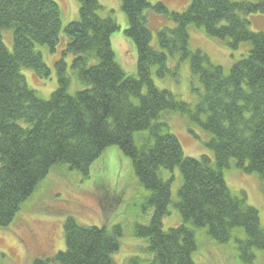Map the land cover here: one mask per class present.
I'll return each instance as SVG.
<instances>
[{"label":"trees","instance_id":"trees-1","mask_svg":"<svg viewBox=\"0 0 264 264\" xmlns=\"http://www.w3.org/2000/svg\"><path fill=\"white\" fill-rule=\"evenodd\" d=\"M75 1L79 20L63 29L53 0H0V229L11 225L53 170L67 168L88 179L92 165L117 147L130 160L146 210H153L150 224L134 226L131 234L145 242L144 255L128 264H196L201 234L234 244L240 259L251 263L252 251L264 252V227L246 194L231 192L224 172L236 168L256 175L264 192V32H252L243 17L264 15V0H193L183 13L149 0H121L124 34L137 55L136 76L116 61L112 36L119 26L112 12L103 16L98 0ZM151 14L174 25L158 32L159 50L152 47ZM190 26L228 40L232 51L249 48L227 74L207 54L192 50ZM8 30L13 52L3 42ZM62 32L68 39L63 54L73 56L72 62L70 68L64 58L55 63L58 88L44 100L22 71L49 79L51 70L36 47L56 52ZM170 58L177 60L174 68ZM183 62L189 63L198 96L195 110L154 82L174 76ZM70 70L82 87L74 95ZM172 114L188 117L210 136L204 145L213 159L185 156L171 132ZM175 185L181 225L165 231ZM99 188L105 204L111 187ZM123 227L85 226L68 216L65 250L33 264H117Z\"/></svg>","mask_w":264,"mask_h":264},{"label":"rangeland","instance_id":"rangeland-1","mask_svg":"<svg viewBox=\"0 0 264 264\" xmlns=\"http://www.w3.org/2000/svg\"><path fill=\"white\" fill-rule=\"evenodd\" d=\"M61 10L63 29L79 20V4L75 0H53ZM105 8L103 16L114 18L119 30L112 36L113 49L118 64L131 76L137 75L136 51L132 42L125 37L127 19L122 12L121 0H98ZM193 0H149L151 5L163 3L171 12L183 13ZM238 2L255 3L258 0H234ZM152 31V47L159 50L158 32L165 26L173 27L160 16H149ZM250 23L254 33L264 32V15L243 16ZM191 37L192 50H200L207 54L215 65L222 66L228 74L241 56L249 48L243 44L238 50L232 51L228 40L220 41L208 37L202 30L193 26L188 28ZM3 42L10 52H13L12 31L3 32ZM68 39L61 33L56 52L49 47L37 46L45 64L50 68L49 79H41L34 70L23 69L27 84L39 97L48 100L58 88L55 63L64 58L71 65L70 54L64 56ZM133 47V48H132ZM177 60L169 59V68H174ZM175 73V72H174ZM69 93L74 95L82 90L72 75ZM154 82L159 89H168L183 102L190 105L192 110L198 103V96L192 91V78L188 62L179 65L174 76L169 75L165 80L156 77ZM166 87V88H165ZM171 132L179 139L184 154L188 158L198 159L201 156L214 158L211 150L204 145L210 136L204 130L192 124L188 117L172 114L170 117ZM193 132V133H191ZM225 180L233 194L245 193L249 206L259 211L264 227V192L256 175H246L236 168L224 172ZM111 187L112 194L102 198L99 187ZM178 186L172 187L173 204L164 219V230L175 229L181 225V217L174 207L177 200ZM108 191V189H107ZM153 214L152 209L145 208L144 194L134 178L130 160L117 147L105 151L90 169L89 178L80 173L69 171L67 168L53 170L41 184L34 197L26 203L21 212L6 229H0V264H33L38 258H53L65 250L64 222L68 216L85 226L112 227L124 226L127 231L121 240L119 250L114 255L117 264H128L133 256H143L145 242L131 236L134 226H148ZM200 249L195 253L196 264H248L240 259V254L234 244L222 245L206 235L199 236ZM249 264H264V252L252 251ZM194 258V257H193Z\"/></svg>","mask_w":264,"mask_h":264}]
</instances>
